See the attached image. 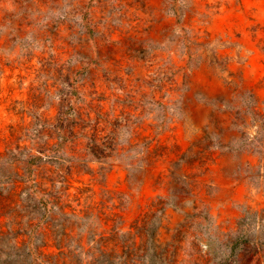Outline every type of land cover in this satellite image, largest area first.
I'll use <instances>...</instances> for the list:
<instances>
[{"label": "rangeland", "instance_id": "374dc122", "mask_svg": "<svg viewBox=\"0 0 264 264\" xmlns=\"http://www.w3.org/2000/svg\"><path fill=\"white\" fill-rule=\"evenodd\" d=\"M27 240L264 264V0H0V264Z\"/></svg>", "mask_w": 264, "mask_h": 264}, {"label": "trees", "instance_id": "16d2710c", "mask_svg": "<svg viewBox=\"0 0 264 264\" xmlns=\"http://www.w3.org/2000/svg\"><path fill=\"white\" fill-rule=\"evenodd\" d=\"M28 239H30V235H28ZM238 240H239V237H235L232 242L236 244ZM9 249L11 250V253H2V254L3 255L5 254V256L8 259H10L9 260L10 262L15 261L17 258H23L26 264H30L31 250L28 245V240L21 246L9 245Z\"/></svg>", "mask_w": 264, "mask_h": 264}]
</instances>
